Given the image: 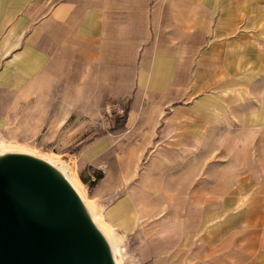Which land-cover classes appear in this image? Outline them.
Returning a JSON list of instances; mask_svg holds the SVG:
<instances>
[{
    "label": "crops",
    "instance_id": "obj_1",
    "mask_svg": "<svg viewBox=\"0 0 264 264\" xmlns=\"http://www.w3.org/2000/svg\"><path fill=\"white\" fill-rule=\"evenodd\" d=\"M215 7L214 0H0V105L9 108L0 115L22 100L33 121L120 103L134 128L158 131L157 144H193L200 131L224 128L230 72ZM206 194L176 209L184 213L172 233L144 242L145 264H264V194L224 185Z\"/></svg>",
    "mask_w": 264,
    "mask_h": 264
},
{
    "label": "rangeland",
    "instance_id": "obj_2",
    "mask_svg": "<svg viewBox=\"0 0 264 264\" xmlns=\"http://www.w3.org/2000/svg\"><path fill=\"white\" fill-rule=\"evenodd\" d=\"M214 2V20H221L227 34L224 61L230 73L219 114L224 128L202 130L188 146H169L156 143L158 131L155 136L134 128L120 103L95 114L82 106L80 113H45L39 115L44 120L33 121L22 100L0 115V146L10 148L4 156L30 157L51 169L52 163L68 174L87 219L100 215L101 224L113 230L121 264H145L144 242L172 233L184 213L176 209L191 197L210 196L217 185L264 194V0ZM117 104L121 113L112 110ZM92 170L102 177L90 187L84 180L92 179Z\"/></svg>",
    "mask_w": 264,
    "mask_h": 264
},
{
    "label": "water",
    "instance_id": "obj_3",
    "mask_svg": "<svg viewBox=\"0 0 264 264\" xmlns=\"http://www.w3.org/2000/svg\"><path fill=\"white\" fill-rule=\"evenodd\" d=\"M30 157L0 158V264H113L76 196Z\"/></svg>",
    "mask_w": 264,
    "mask_h": 264
},
{
    "label": "bare ground",
    "instance_id": "obj_4",
    "mask_svg": "<svg viewBox=\"0 0 264 264\" xmlns=\"http://www.w3.org/2000/svg\"><path fill=\"white\" fill-rule=\"evenodd\" d=\"M10 148L6 147V146H0V158H2L4 156V152L9 150ZM12 150V149H11ZM15 150V149H14ZM53 162V161H52ZM54 163V162H53ZM52 169L56 172V174H53V176L56 178V179H59L61 181H63L64 183H66L70 189L73 191L75 190L76 192V188H75V185L73 183V180L72 178H70L69 176H67L66 174H61L62 170H60L59 167H56L54 166L52 163H50ZM61 171V172H60ZM63 173V172H62ZM77 193V192H76ZM93 219H89V222L90 224L97 230L98 234L100 235V237L106 241V244H107V247L110 249L109 247V244H111L112 248H113V251H114V254H115V260L113 259V264H121L120 263V259L118 257H116L119 253L118 251V248L116 247V245H114L113 243V235H112V229L110 228H106L104 227L102 224H101V221H100V215H94L92 214ZM116 234V233H115ZM118 235V234H117ZM119 236V235H118ZM111 250V249H110Z\"/></svg>",
    "mask_w": 264,
    "mask_h": 264
},
{
    "label": "trees",
    "instance_id": "obj_5",
    "mask_svg": "<svg viewBox=\"0 0 264 264\" xmlns=\"http://www.w3.org/2000/svg\"><path fill=\"white\" fill-rule=\"evenodd\" d=\"M125 119V114L122 115L121 118H119V122H123ZM102 177V174L98 170H92V179L87 178L84 180L85 183H87L90 187L94 186L95 183Z\"/></svg>",
    "mask_w": 264,
    "mask_h": 264
},
{
    "label": "built area",
    "instance_id": "obj_6",
    "mask_svg": "<svg viewBox=\"0 0 264 264\" xmlns=\"http://www.w3.org/2000/svg\"><path fill=\"white\" fill-rule=\"evenodd\" d=\"M112 110H114L116 113H121L122 112V108L118 104L112 106Z\"/></svg>",
    "mask_w": 264,
    "mask_h": 264
}]
</instances>
